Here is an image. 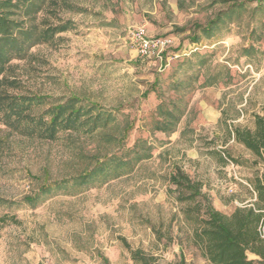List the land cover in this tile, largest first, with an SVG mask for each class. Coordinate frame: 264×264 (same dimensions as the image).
I'll return each mask as SVG.
<instances>
[{"label": "rangeland", "instance_id": "obj_1", "mask_svg": "<svg viewBox=\"0 0 264 264\" xmlns=\"http://www.w3.org/2000/svg\"><path fill=\"white\" fill-rule=\"evenodd\" d=\"M68 1L75 9H45L36 22L74 27L13 60L7 76L19 86L9 91L78 97L116 121L44 140L12 131L0 116V264H142L134 251L152 264H209L168 179L182 167L226 214L256 200L249 181L264 162L232 132L254 129V115H264V0ZM142 25L174 38L170 54L138 56L128 32ZM172 100L184 110L176 131H153L158 105ZM139 138L152 147L142 160L131 151ZM112 155L129 160L120 168ZM46 185L61 187L26 200Z\"/></svg>", "mask_w": 264, "mask_h": 264}, {"label": "trees", "instance_id": "obj_2", "mask_svg": "<svg viewBox=\"0 0 264 264\" xmlns=\"http://www.w3.org/2000/svg\"><path fill=\"white\" fill-rule=\"evenodd\" d=\"M260 4L263 0H257ZM61 8L75 9L68 0H0V116L12 131L54 140L60 131L79 130L82 127L95 131L100 126H109L116 115L97 105L84 104L78 97L59 98L44 94H14L10 87H18L19 81L7 76L13 60L26 59L31 49L52 41L58 33L74 27L71 20L41 28L36 22L38 14L47 9L57 15ZM82 10V9H78ZM219 21H212L203 30L211 36V30ZM193 43L199 44L198 37ZM180 100V99H179ZM157 119L152 130L173 133L184 114L176 100L161 102L156 110ZM255 128L235 127L234 139L244 145L264 162V115L255 114ZM132 125L123 133L127 138ZM145 150L142 153L141 150ZM151 145L139 138L131 151L142 160L151 156ZM224 164L231 160L225 151L217 153ZM128 158L112 155L107 161L122 166ZM106 162V161H105ZM233 162V161H232ZM231 162V164H233ZM239 164V161H236ZM90 173L78 177L86 183L97 170L103 171L101 163ZM121 168V167H120ZM169 192L183 204L184 221L191 227L189 238L209 264H264V170L250 179L256 200L237 206L231 213L218 210L209 195L203 190V182L193 178L182 167L174 165L169 175ZM61 185L43 186L35 197L26 198L35 204ZM0 216V223L5 221ZM252 255L253 257H251ZM133 259L142 264H152L155 259L140 251L133 252Z\"/></svg>", "mask_w": 264, "mask_h": 264}, {"label": "built area", "instance_id": "obj_3", "mask_svg": "<svg viewBox=\"0 0 264 264\" xmlns=\"http://www.w3.org/2000/svg\"><path fill=\"white\" fill-rule=\"evenodd\" d=\"M129 40L135 48L138 56L143 60L163 59L170 54L174 46V38L151 35L146 26H138L128 32ZM177 57L178 54L174 53ZM264 228L262 229V234Z\"/></svg>", "mask_w": 264, "mask_h": 264}, {"label": "crops", "instance_id": "obj_4", "mask_svg": "<svg viewBox=\"0 0 264 264\" xmlns=\"http://www.w3.org/2000/svg\"><path fill=\"white\" fill-rule=\"evenodd\" d=\"M194 45H196V44L194 43Z\"/></svg>", "mask_w": 264, "mask_h": 264}]
</instances>
